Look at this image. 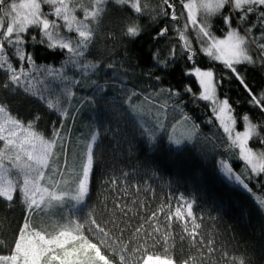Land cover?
Wrapping results in <instances>:
<instances>
[{
  "label": "trees",
  "instance_id": "trees-1",
  "mask_svg": "<svg viewBox=\"0 0 264 264\" xmlns=\"http://www.w3.org/2000/svg\"><path fill=\"white\" fill-rule=\"evenodd\" d=\"M13 2V0H10ZM19 3L20 0H14ZM179 4V0H175ZM187 2V0H185ZM148 6L144 14L137 16L127 5H117L115 0H109L106 12L98 24L89 21L93 28L94 38L87 53L82 58L84 64H102L97 70H77L74 65L67 64L65 51L56 48L51 50L46 45L38 43L41 33L38 28H30L25 35L26 51L34 54L38 65H50L55 68H63L64 74L79 81V87L75 90L76 96L69 102L66 117L60 118L59 113L50 110L45 103L38 102L35 97L19 93H10L3 89L2 85L7 80V74L0 71V99L9 105L13 116L21 119L27 125L32 123L37 132L46 139L52 138V124L54 121L63 119L65 128L61 134L68 137L67 156L71 160L75 153L81 151L82 144L90 139V133L104 128H111L108 135L115 140V150L111 141L103 140L95 148V170L92 177L91 193L87 200V207L83 208L78 215L83 219L89 211L98 219V222L113 233V238L121 235V229L131 226V231L123 233L124 240H133L132 233L139 227L143 220L151 216L162 205L166 211L163 216H158L154 223L160 225L161 235L168 230L167 210L168 206L174 212L178 201L173 197L183 194L188 200L194 201V214L197 223L201 224L200 236L197 244L193 246L190 239L181 240L183 226L174 222L171 229V239L167 244L168 252L162 243L153 246L151 240L148 242V251L138 253L143 255L169 256L176 260L177 264L189 256L196 257L193 264H238L243 258L246 264H264V209L259 201L264 200V176L261 181L253 179L250 187L252 193L241 188L225 183L218 171V163L221 160L229 162L234 172L246 178L251 174L250 169L239 160V150L230 146L227 135L218 127V121L209 123L213 117L210 102L199 101L194 103L189 94L184 93L185 85H191L193 92L199 95L200 88L194 77H188L185 72L191 66L186 58L180 54V44L177 28H183L185 19L179 22L170 19L171 9H166L169 17L160 15L162 0H144ZM44 10L50 12L51 8L44 5ZM182 5L177 10L180 15ZM259 11H264L261 7ZM78 19H83V11H76ZM49 19H56L50 15ZM209 23L213 25L212 31L215 36L220 37L228 31V27L218 16L211 17ZM257 23V15H249L247 22L239 21L237 16L232 23L243 35L245 30L252 24ZM58 24L63 25L59 20ZM132 24H138L141 33L138 37L126 35V29ZM167 26L168 35L153 39L156 33ZM259 25L253 29V35L261 33ZM60 35L77 38V34L69 32L65 27L58 29ZM185 35L197 50L196 61L201 68L213 67L221 76L228 77L230 72L226 70L220 61H215L205 53L199 51L201 45L197 42L196 32L189 28ZM35 37V40H33ZM264 42V41H261ZM173 46L176 47L175 59L168 62L167 67L163 63L169 61ZM206 46V45H205ZM257 49L250 48V54L256 60ZM158 55L160 63L153 59ZM14 65L19 68V61L11 57ZM111 65V68L108 66ZM28 65L25 64V68ZM239 70L245 74L246 81L258 94L264 90V68L260 67L257 60L255 65H243ZM160 77L157 81L156 77ZM59 86V87H58ZM62 86V87H61ZM58 89L56 90V88ZM64 88V83L59 80H50L45 91H50L49 99L53 103L60 100L66 103L63 97L58 96ZM101 89L96 95V89ZM179 89L181 97L179 100L167 99V94L157 95L160 89ZM227 92L230 102H239L234 107V115L237 117V129L244 127L243 116L248 115L253 124L258 125L259 137L249 141V147L256 152H264V144L260 138H264V113L248 103L249 97L244 89L238 85L235 78L231 81L225 80L224 87L218 90V96L223 98ZM136 93L131 103L128 97ZM94 95L100 101H94L89 106L76 105L81 111L73 117L76 111L77 100ZM150 97V100H145ZM183 101V113L190 119H183L180 109L175 104ZM133 105L135 108H133ZM167 105L169 111L165 113L162 106ZM167 118L166 131L157 130L156 139L153 141L155 147L141 137L140 127L152 128L157 123V118ZM39 118V119H37ZM175 124V129L172 125ZM199 124L198 129L193 125ZM188 130L182 134L180 127ZM59 128V122L56 123ZM72 128L70 134L67 129ZM193 132L198 133L193 135ZM181 139L180 145L169 143L168 135ZM186 137V138H185ZM191 140V142H189ZM56 155L53 166H62L65 159V150L61 142L57 140L55 148ZM11 179L20 180L21 177L14 173ZM110 178L118 180L116 185L110 183ZM59 179V177H57ZM133 185H138V189ZM121 204V208H116ZM186 207V205H185ZM127 212L125 216L124 212ZM24 205L22 197L16 194L14 201L9 203L0 199V254H7L8 248L14 243V236L18 231V225L23 221ZM63 215V213H61ZM59 216L50 218L43 214L35 215L34 226L49 233L55 230V220ZM143 218V219H142ZM149 222L148 231L152 230ZM189 231L192 225L189 222ZM205 240L204 245L199 244V239ZM207 240L215 243V253L211 256L207 251ZM133 247L137 244L134 242ZM201 248H203V259H201ZM227 253V255H225ZM118 264V262H117Z\"/></svg>",
  "mask_w": 264,
  "mask_h": 264
},
{
  "label": "snow or ice",
  "instance_id": "snow-or-ice-1",
  "mask_svg": "<svg viewBox=\"0 0 264 264\" xmlns=\"http://www.w3.org/2000/svg\"><path fill=\"white\" fill-rule=\"evenodd\" d=\"M89 2L90 6H85V3L77 0H20L19 3L14 0L13 2L0 0V71L7 74V80L2 85L3 89L10 93L23 91L25 94H30L38 102L45 103L50 110L58 112L60 118L68 115L69 109L64 107L60 100L53 103L49 99L50 91L45 94L43 90L34 89L33 80L38 76H45L48 80H61L64 83L61 95L68 102L74 100L79 81L65 75L63 68L38 65L34 54L26 51L25 35L30 28H38L41 33L38 43L46 45L51 50L59 48L65 51L67 64L74 65L77 70L87 73L103 67L102 64L81 62L94 38V31L89 21L96 24L100 22L109 0H89ZM115 4L127 5L137 16L144 14L148 8L144 0H115ZM44 5L50 6L51 11L46 12ZM181 5L180 15L177 16V10ZM261 7H264V0H187V2L179 0V4L175 0H162L160 9V15L165 18L169 17L166 9H171L172 21L177 23L180 19L186 21L183 28L176 29L181 41L179 51L191 65L185 75L195 78L200 92L196 95L191 85H185L184 93L191 95L194 103L210 102L213 117H210L208 122L212 123L213 118L219 122L218 127L227 135L230 146L239 150V160L243 161L251 171L248 177L242 178V175L234 172L229 162L221 160L218 163L219 174L225 183L240 186L249 193L253 192L250 187L251 181L255 179L260 182L261 176H264V152H256L249 147L250 139L259 137L258 125L253 124L248 115H244V131H236L237 117L234 115V107L239 102H230L227 92L223 93V99H220L218 90L224 87L226 79L231 81L234 77L238 85L247 93L248 103L264 113V90L259 94L255 92L246 81L245 74L239 70V67L245 64L255 65L257 60L260 62V67L264 68V42H261L264 41V11H259ZM78 8L83 11V19H78L75 14ZM251 14L257 15V23L250 25L243 35L232 27L233 20L237 16L239 21L247 22ZM50 15L55 16L56 19L50 20ZM216 16L220 17L229 29L223 39L214 35L213 25L209 23L210 18ZM59 20L63 21V25L58 24ZM258 25L262 30L259 36H255L253 29ZM61 26L77 34L75 41L60 35L58 29ZM189 28L196 32L197 42L201 45L199 51L215 61H220L230 72V76L219 75L213 67L205 69L198 65L197 50L185 35ZM140 33L138 24H132L126 29V35L130 37H138ZM168 33L169 28L165 26L160 28L153 39L164 37ZM253 47L258 50L256 60L250 54V48ZM175 56L176 47L173 46L172 55L169 61L163 63V67H167L168 62L175 59ZM11 57L19 61V68L14 65ZM153 59L160 63L158 55H154ZM25 64L28 65L27 68ZM108 67L111 68V65ZM48 80L41 83H47ZM156 80L159 81L160 77L157 76ZM100 91L101 89L97 88L96 95H99ZM164 93L167 94L169 101L173 98L179 100L182 95L179 89L173 88H162L157 95ZM135 95L137 94L133 93L129 96L125 103H131ZM145 100H150V97H145ZM93 101L100 103L96 96L87 95L77 100L73 107L76 105L87 107ZM162 107L165 113L169 111L167 105ZM175 107L180 109L185 121L190 119L186 113H183V101L175 104ZM80 111L81 108L76 107L73 117L75 118ZM57 122L60 124L59 128L56 127ZM166 124V117L164 120L157 118V123L152 128L142 125L139 129L140 135L155 147L153 141L156 139V131H166ZM175 127V124L172 125L173 129ZM199 127V124L193 125L194 129ZM64 128V120L58 118V121L52 124V138L46 139L35 130L31 122L25 125L21 119L13 116L9 105L0 99V199L11 203L19 193L24 205L23 221L18 225L14 243L8 248V253L0 254V264H117V262L118 264H177L176 260L169 256H138L137 254L148 251L149 240L154 247L162 243L165 245V252H168L166 246L171 239L170 232L174 222L183 226L184 234L181 240L190 239L195 246L201 229V224L196 222L198 218L193 211L195 202L188 200L183 194L173 197L178 201V205L174 212L168 206L166 220L169 231L163 235L160 225L154 223L158 216L165 214L166 208L162 205L135 228L132 233L136 238L135 241L124 240L123 233L131 231V226L121 229V235L113 238V233L98 222L92 211H89L83 219L78 213L87 207L91 193L95 170V148L103 140H109L115 150L116 142L108 133L112 132L113 136L116 133L113 129L104 128L103 124H100L99 128L102 131L91 132L90 139L86 144H82L81 151L75 153L69 160L68 137L61 134ZM67 131L71 134L73 129L68 128ZM197 134L193 132V135ZM57 140L65 150V159L62 166L53 167L52 158L56 155ZM168 141L175 145L182 143L181 139L174 138L171 133L168 135ZM260 142L264 144V138H260ZM13 173L22 179L9 178ZM110 183L116 185L118 180L110 178ZM133 186L137 189L139 187ZM259 203L264 209V200H260ZM115 207L122 209L121 204H116ZM39 214L50 218L60 217L59 220H55L54 232L49 233L34 226L33 218ZM124 214L127 216L126 211ZM149 222H153L151 231H148ZM189 222L192 225L191 231L188 227ZM134 242L137 244L136 247L132 246ZM199 244H205L202 237L199 239ZM206 244L208 255H213L216 251L214 241L207 240ZM200 258L203 259V248ZM195 259L196 257L189 256L180 264H193ZM238 264H246V261L241 258Z\"/></svg>",
  "mask_w": 264,
  "mask_h": 264
},
{
  "label": "rangeland",
  "instance_id": "rangeland-1",
  "mask_svg": "<svg viewBox=\"0 0 264 264\" xmlns=\"http://www.w3.org/2000/svg\"><path fill=\"white\" fill-rule=\"evenodd\" d=\"M77 2H83V3H85V6H90V2H89V0H77ZM237 29V28H236ZM229 30V29H228ZM238 30V29H237ZM239 31V30H238ZM228 32V31H227ZM227 32L224 34V36H220V37H218V38H221V39H223L225 36H226V34H227ZM240 32V31H239ZM45 80H48V78L47 77H45V76H38L36 79H34L33 80V87H34V89H40V90H43V91H45L44 89H45V87L47 86V84L49 83V81L50 80H48V82L47 83H41V81H45ZM59 87V86H58ZM58 87L56 88V90L58 89ZM62 87V86H61ZM59 90H61L62 91V89H60L59 88ZM45 94H47V91H45ZM58 96H60V97H62V95L61 94H59ZM220 98V97H219ZM220 99H223V98H220ZM57 100H59V99H57ZM64 107H67V105L69 104V102L68 101H66V103L64 104V103H61ZM250 120V119H249ZM245 124V123H244ZM180 130H181V138H182V134L183 135H185L187 132V130H188V128L186 127V125H184V127L182 126V127H180ZM236 131H240V132H243L244 131V127H243V129L242 130H238L237 129V127H236ZM186 138V137H185ZM61 163H62V165L64 164V160L62 159V161H61ZM55 165L56 164H54V166L53 167H55Z\"/></svg>",
  "mask_w": 264,
  "mask_h": 264
}]
</instances>
